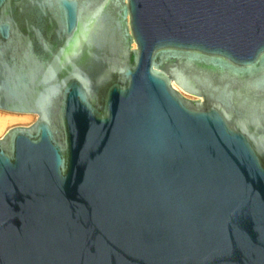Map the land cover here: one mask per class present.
Returning a JSON list of instances; mask_svg holds the SVG:
<instances>
[{
	"label": "water",
	"instance_id": "1",
	"mask_svg": "<svg viewBox=\"0 0 264 264\" xmlns=\"http://www.w3.org/2000/svg\"><path fill=\"white\" fill-rule=\"evenodd\" d=\"M0 264H264V0H0Z\"/></svg>",
	"mask_w": 264,
	"mask_h": 264
}]
</instances>
